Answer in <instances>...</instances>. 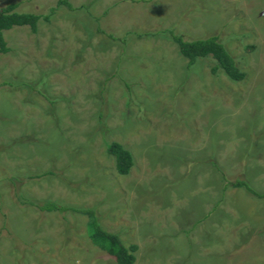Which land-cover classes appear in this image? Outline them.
<instances>
[{
    "label": "rangeland",
    "instance_id": "rangeland-1",
    "mask_svg": "<svg viewBox=\"0 0 264 264\" xmlns=\"http://www.w3.org/2000/svg\"><path fill=\"white\" fill-rule=\"evenodd\" d=\"M66 1L3 34L0 264H116L85 216L46 203L93 210L135 264H264V199L222 179L264 191V0ZM168 31L218 37L245 79L211 74V57L188 68Z\"/></svg>",
    "mask_w": 264,
    "mask_h": 264
},
{
    "label": "trees",
    "instance_id": "trees-1",
    "mask_svg": "<svg viewBox=\"0 0 264 264\" xmlns=\"http://www.w3.org/2000/svg\"><path fill=\"white\" fill-rule=\"evenodd\" d=\"M145 1L146 0H129V2L135 4ZM18 6V2H11L0 10V54L9 52L3 35L4 32L14 28L28 27L32 33H35L38 22L40 20L45 22L48 21L50 16L61 6H65L69 11L75 10L66 0H59L55 5L48 7V13L44 16L30 13H18L16 12ZM168 34L173 43L178 47L181 56L187 60L188 68H190L197 59L211 57L215 61V65L211 68V74L216 75L221 71L234 82H241L245 79V73L238 68L236 62L224 45L219 42L218 37L207 35L206 37L191 39L183 35L175 34L173 31H168ZM248 50H251V48H248ZM107 153L115 160L117 174L126 176L133 165L130 153L115 143L107 147ZM222 179L225 183L223 186L224 190L229 187L233 189H243L254 197L264 199V195L257 194L246 181L240 180L239 178L227 179L224 175ZM36 209L40 212L48 213H65L70 211L85 216L87 218L88 239L94 247L106 253L116 264H135L134 254L137 251V247L130 246L126 248L117 235L102 230L93 210L68 209L53 203L36 206Z\"/></svg>",
    "mask_w": 264,
    "mask_h": 264
},
{
    "label": "crops",
    "instance_id": "crops-1",
    "mask_svg": "<svg viewBox=\"0 0 264 264\" xmlns=\"http://www.w3.org/2000/svg\"><path fill=\"white\" fill-rule=\"evenodd\" d=\"M252 189V188H251ZM241 190V189H240ZM253 190V189H252ZM255 191V190H254ZM246 192V191H245ZM256 192V191H255ZM263 193H258V192H256L257 194H259V195H264V191H262ZM254 197V196H253ZM256 199H259V198H257V197H255ZM259 200H262V199H259ZM258 224H264V219H262V216L260 215L259 216V219H258ZM261 241H262V243H260L261 244V246H264L263 244H264V240H262L261 239ZM259 246V245H258ZM260 247V246H259Z\"/></svg>",
    "mask_w": 264,
    "mask_h": 264
}]
</instances>
